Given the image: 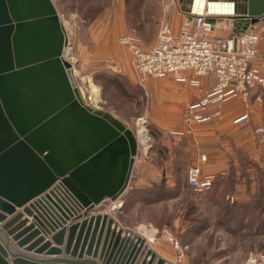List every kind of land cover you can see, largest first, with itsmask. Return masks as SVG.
<instances>
[{
	"label": "water",
	"instance_id": "95a60500",
	"mask_svg": "<svg viewBox=\"0 0 264 264\" xmlns=\"http://www.w3.org/2000/svg\"><path fill=\"white\" fill-rule=\"evenodd\" d=\"M177 2L235 33L264 15V0ZM67 45L53 0H0V264H173L93 211L125 192L138 141L86 103Z\"/></svg>",
	"mask_w": 264,
	"mask_h": 264
},
{
	"label": "rangeland",
	"instance_id": "374dc122",
	"mask_svg": "<svg viewBox=\"0 0 264 264\" xmlns=\"http://www.w3.org/2000/svg\"><path fill=\"white\" fill-rule=\"evenodd\" d=\"M117 1L53 0L71 49L65 56L73 65L86 103L117 114L135 135L140 125L146 129L148 142L137 138L135 167L137 173L141 164L143 181L165 175L175 181V186L166 187L164 195L160 193L154 200L137 196L124 205L119 200L120 208L112 215L127 229L137 230L142 225L155 229L149 245L174 264H247L250 254L264 253V156L260 161L247 158L232 177L217 173L203 192L192 190L186 181L190 153L176 152L182 138L174 139L168 129L161 131L149 121L146 79L137 74L130 49L118 42L123 24L117 19ZM141 2L123 3L133 16L127 19L129 25L136 16V29L143 32L148 28H141L143 15L137 11ZM171 4L176 14L179 3L172 0ZM144 15L149 22V10ZM181 126L182 120L175 127ZM164 160H172L165 171L161 170ZM142 189L135 191L142 193ZM109 207L110 202L103 201L93 211Z\"/></svg>",
	"mask_w": 264,
	"mask_h": 264
},
{
	"label": "crops",
	"instance_id": "0c3cea01",
	"mask_svg": "<svg viewBox=\"0 0 264 264\" xmlns=\"http://www.w3.org/2000/svg\"><path fill=\"white\" fill-rule=\"evenodd\" d=\"M171 1L143 0L141 2L137 9L143 15L141 17V28H148L142 32L138 28L136 29L135 20L138 19L136 16L134 22L129 25L127 19L131 20L133 16L126 12L125 3H123L125 0H122V3L121 0H118L119 14L117 15V19L120 24H123L119 31L120 34L129 35L138 40L144 48H148L154 43L162 25L167 24L175 33L183 26H190L194 21L193 18L188 19L187 15L179 8L176 14H174L172 12L174 8ZM147 10L150 12L148 16L149 22H146L144 15ZM252 27L260 35L258 61L264 59V15ZM232 32V24L229 23L227 25L223 20L216 22L212 33L214 35L225 36ZM215 81L216 78L213 75L199 77L195 82L191 80L177 82L168 76H149L145 80L144 88L148 94L150 123L155 124L161 131H166L179 125L182 119L183 108L186 103L195 99L197 89L202 88L204 91H208ZM258 93L262 95L261 101L254 98ZM215 108L216 105L214 103L209 105V110L212 111ZM245 110L249 111L250 114L249 124L244 127H238L234 120ZM263 120L264 88L255 87L251 90L248 102H244L240 98L225 100L219 108L218 115L213 116L208 121L194 125L191 135L182 138L179 143L176 142L178 148L176 152L178 150L181 154L183 151L189 152V165L198 164L205 174L215 176L217 173H222L229 175L233 169L236 171L240 169L239 167H242V158L258 161L263 158L264 142H259L257 135L253 132V128L263 122ZM180 153L178 154L180 155ZM201 155H204L205 158L201 159ZM174 159L176 160V158ZM170 161L166 162L164 160L161 170L165 171L167 163H170ZM136 162L137 156L134 160L129 184L125 192L118 199L123 202V205L130 199L134 200L137 196L154 200V198L160 196V193L164 195L166 187L175 186V181L166 175L143 181L142 173L140 172L141 164L140 166L138 165V172L135 173ZM139 187L143 188L142 193L141 191H135ZM20 209V207H17V210ZM24 216L26 215L24 214ZM28 218L29 220L31 219V217ZM45 236L48 237L47 235ZM157 253L161 255L159 252ZM163 257L165 258V256Z\"/></svg>",
	"mask_w": 264,
	"mask_h": 264
},
{
	"label": "built area",
	"instance_id": "2783aa9c",
	"mask_svg": "<svg viewBox=\"0 0 264 264\" xmlns=\"http://www.w3.org/2000/svg\"><path fill=\"white\" fill-rule=\"evenodd\" d=\"M193 20L192 25L183 26L176 33L167 24L162 25L148 48L129 35L118 38V42L132 52L134 68L142 80L149 76H168L177 82H195L197 78L209 75L216 78L210 90L198 88L195 99L185 104L182 126L167 130L175 139L191 135L194 125L218 115L225 100L240 98L248 102L253 88H264V59L257 61L260 35L252 25L241 32L219 36L212 33V25L205 22L203 16ZM254 98L261 101V93ZM212 103L216 108L211 111L209 105ZM249 121L247 110L234 120L238 127L248 125ZM253 132L259 142H264V120L253 128ZM200 158L205 157L201 155ZM186 175L188 185L195 192L209 188L214 177L203 173L198 164L189 165ZM164 232L173 240L168 231ZM174 245L178 246L177 240ZM247 264H264V253L250 254Z\"/></svg>",
	"mask_w": 264,
	"mask_h": 264
},
{
	"label": "bare ground",
	"instance_id": "6f19581e",
	"mask_svg": "<svg viewBox=\"0 0 264 264\" xmlns=\"http://www.w3.org/2000/svg\"><path fill=\"white\" fill-rule=\"evenodd\" d=\"M194 19V18H193ZM71 49L69 48V46H67L66 47V49H65V54L67 55V54H70L71 53V51H70ZM87 80V79H86ZM94 99V98H93ZM95 100V99H94ZM137 136V138L140 140V141H142V142H145V143H147L148 142V140H149V136H148V133H147V131H146V129L143 127V126H141L140 125V128L138 129V131H137V134H136ZM137 139V140H138ZM147 146V145H146ZM145 149V148H144ZM120 206V201L117 199L116 201H113V202H111L110 203V210L111 209H117L118 207ZM134 233H136V234H138V235H140V236H142V237H144L145 238V240H146V242L148 243V242H150V240L152 239V237H153V235H154V233H155V229H151V230H149V229H146V227H144L143 225L142 226H139V228L136 230V229H134V230H132ZM149 244V243H148ZM167 260V259H166ZM173 264H174V262H172Z\"/></svg>",
	"mask_w": 264,
	"mask_h": 264
},
{
	"label": "trees",
	"instance_id": "16d2710c",
	"mask_svg": "<svg viewBox=\"0 0 264 264\" xmlns=\"http://www.w3.org/2000/svg\"><path fill=\"white\" fill-rule=\"evenodd\" d=\"M241 161H242V165L245 164V163H247V160H246L245 158H242ZM239 168L241 169L242 167H239ZM240 169H239V170H240ZM234 172H235V170L233 169V171L231 172L230 177H232V175L234 174ZM165 191H166V189H165ZM243 207H244V206L241 205V206H240V209H242Z\"/></svg>",
	"mask_w": 264,
	"mask_h": 264
}]
</instances>
